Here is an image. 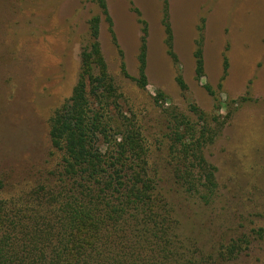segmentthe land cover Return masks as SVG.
Returning a JSON list of instances; mask_svg holds the SVG:
<instances>
[{
    "label": "rangeland",
    "instance_id": "374dc122",
    "mask_svg": "<svg viewBox=\"0 0 264 264\" xmlns=\"http://www.w3.org/2000/svg\"><path fill=\"white\" fill-rule=\"evenodd\" d=\"M105 2L107 12L94 0H0L5 192L15 193L25 180L41 183L53 170L49 120L80 80L82 49L99 18L107 76L122 109L141 129L145 161L158 170V208L179 220L207 254L219 255L221 244L264 228V0ZM193 109L214 118L221 130L206 152L219 186L215 204L207 207L195 205L173 183L162 140L168 118L182 113L195 120ZM221 264H264V241Z\"/></svg>",
    "mask_w": 264,
    "mask_h": 264
},
{
    "label": "trees",
    "instance_id": "16d2710c",
    "mask_svg": "<svg viewBox=\"0 0 264 264\" xmlns=\"http://www.w3.org/2000/svg\"><path fill=\"white\" fill-rule=\"evenodd\" d=\"M94 1L107 12L105 0ZM99 20L91 22L90 40L82 49L80 80L49 120L53 170L41 183L30 185L25 180L13 194L5 192V181L0 179V264H221L236 260L254 241H264V228L221 244L219 255L207 254L196 238L183 231L179 220L158 208V170L145 161L148 150L141 129L122 109L118 89L107 76L98 43ZM141 23L146 36L147 25ZM146 58L144 37L142 74ZM198 62L202 70L203 59ZM192 113L195 120L182 113L168 118L162 140L167 142L173 183L195 205L207 207L215 204L219 186L217 170L206 152L221 130L214 118L196 109Z\"/></svg>",
    "mask_w": 264,
    "mask_h": 264
}]
</instances>
